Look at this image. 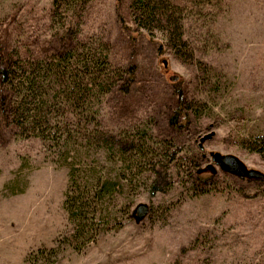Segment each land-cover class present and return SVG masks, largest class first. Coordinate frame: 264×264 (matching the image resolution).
<instances>
[{"label":"rangeland","instance_id":"obj_1","mask_svg":"<svg viewBox=\"0 0 264 264\" xmlns=\"http://www.w3.org/2000/svg\"><path fill=\"white\" fill-rule=\"evenodd\" d=\"M173 1L184 6L192 61L174 57L160 32L136 28L124 0H93L83 12L81 36L109 41L111 64L136 68L132 94L105 97L101 125L118 134L147 124L148 140L158 147L169 131L165 122L174 108V84L197 98L217 87L210 95L213 107L205 106L176 138L185 147L201 145L202 166L213 164L211 153H220L264 174V160L240 143L264 131V0ZM50 7L51 0H0V50L35 52L47 46L53 34ZM203 78L209 83L202 84ZM107 157L101 153L97 161L111 173L115 167ZM50 158L36 139L0 135V264H264L259 180L214 166L212 187L193 193L173 162L167 175L159 170L160 178L146 169L127 175L103 206L120 224L107 225L77 250L64 241L70 229L62 205L68 169ZM138 203L148 205L149 213L136 222L130 214ZM52 246L59 247L48 259L25 260L39 247Z\"/></svg>","mask_w":264,"mask_h":264},{"label":"trees","instance_id":"obj_2","mask_svg":"<svg viewBox=\"0 0 264 264\" xmlns=\"http://www.w3.org/2000/svg\"><path fill=\"white\" fill-rule=\"evenodd\" d=\"M92 1L51 0L53 34L47 46L35 52L0 50V135L38 140L53 163L68 169L62 205L70 229L64 241L77 250L95 241L107 225L120 224L103 206L105 198L124 186L127 175L146 169L160 178L159 170L166 174L173 162L193 193L210 189L216 177L201 165L205 159L201 145L185 147L176 134L205 106L213 107L210 95L217 93V87L207 89L209 96L197 98L174 84V108L165 122L169 131L158 147L148 140L147 124L136 132L124 129L118 134L101 125L105 97L132 94L137 79L135 65L111 64L109 41L81 36L80 21ZM124 1L136 28L160 32L177 59H194L184 34V6L173 0ZM207 83L209 79L203 78L202 84ZM240 143L264 160V131L252 132ZM101 153L113 162L111 173L102 171L97 161ZM259 181L264 185V179ZM57 247H39L25 260H46Z\"/></svg>","mask_w":264,"mask_h":264},{"label":"water","instance_id":"obj_3","mask_svg":"<svg viewBox=\"0 0 264 264\" xmlns=\"http://www.w3.org/2000/svg\"><path fill=\"white\" fill-rule=\"evenodd\" d=\"M164 66H166V62L163 61ZM176 80V78H171V81ZM211 160L213 164L208 165L212 172L216 171L214 166H217L220 170L225 173L231 174L233 176H237L241 179H255V180H263L264 174L258 170L250 169L245 166V164L234 155H222L220 153H211ZM149 213L148 205L144 203H138L135 205L131 212V216L134 218L136 222L143 220Z\"/></svg>","mask_w":264,"mask_h":264}]
</instances>
